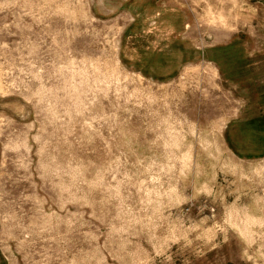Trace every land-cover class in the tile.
I'll use <instances>...</instances> for the list:
<instances>
[{
    "label": "rangeland",
    "instance_id": "obj_1",
    "mask_svg": "<svg viewBox=\"0 0 264 264\" xmlns=\"http://www.w3.org/2000/svg\"><path fill=\"white\" fill-rule=\"evenodd\" d=\"M0 264H264V0H0Z\"/></svg>",
    "mask_w": 264,
    "mask_h": 264
}]
</instances>
